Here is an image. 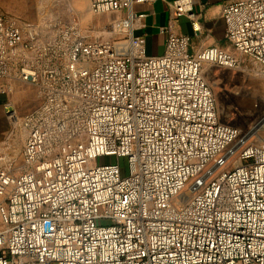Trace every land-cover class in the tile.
Here are the masks:
<instances>
[{"label":"built area","instance_id":"built-area-1","mask_svg":"<svg viewBox=\"0 0 264 264\" xmlns=\"http://www.w3.org/2000/svg\"><path fill=\"white\" fill-rule=\"evenodd\" d=\"M151 1L89 0L118 13L101 38L71 6L45 22L0 12V110L21 143L17 161L0 141V264H264V140L220 169L240 132L203 75L238 57L173 33L144 55L135 6ZM173 8L198 29L192 0ZM222 15L234 50L264 66V0Z\"/></svg>","mask_w":264,"mask_h":264},{"label":"rangeland","instance_id":"rangeland-1","mask_svg":"<svg viewBox=\"0 0 264 264\" xmlns=\"http://www.w3.org/2000/svg\"><path fill=\"white\" fill-rule=\"evenodd\" d=\"M70 6L74 9L80 23L96 38L107 35L110 20L118 15L117 12H109L97 17L91 13L89 3L82 5L81 2L77 4L72 0H0L2 14L29 22H45L66 17ZM229 52L238 57L237 66L226 67L207 63L203 68L204 78L211 86L216 100L220 121L236 126L240 132L237 151L220 168L227 170L243 162L239 159L241 148L249 144H258L264 140V94L262 91L253 93L251 78L243 76V69H240L242 66L264 71V66L248 56L240 55L232 46ZM19 157L20 155L15 156L17 161ZM103 162L104 158L96 159L98 164ZM192 195V192L185 191L176 198L175 202H186ZM1 226L0 221V228Z\"/></svg>","mask_w":264,"mask_h":264},{"label":"crops","instance_id":"crops-1","mask_svg":"<svg viewBox=\"0 0 264 264\" xmlns=\"http://www.w3.org/2000/svg\"><path fill=\"white\" fill-rule=\"evenodd\" d=\"M72 1L77 4L81 2L82 5L89 3V0ZM174 1L153 0L146 5L137 4L135 6L138 12L146 14L137 20L134 30L136 34L142 37L144 55L160 54L164 49L166 35L169 33L189 35L192 53L212 45L228 52L231 50V44L226 38L222 15L223 5L231 0H192V3L201 9L197 18L198 29H193L191 20L187 16L175 14ZM8 132L9 124L0 110V141L4 152L12 156H19L21 152L20 140L11 138Z\"/></svg>","mask_w":264,"mask_h":264},{"label":"bare ground","instance_id":"bare-ground-1","mask_svg":"<svg viewBox=\"0 0 264 264\" xmlns=\"http://www.w3.org/2000/svg\"><path fill=\"white\" fill-rule=\"evenodd\" d=\"M242 70L243 76L250 77L252 81L251 88L254 94L262 91L264 94V71H260L256 68L248 69L245 67H240Z\"/></svg>","mask_w":264,"mask_h":264}]
</instances>
